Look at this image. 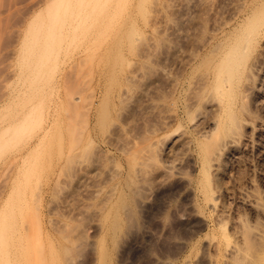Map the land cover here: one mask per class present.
Returning a JSON list of instances; mask_svg holds the SVG:
<instances>
[{"label":"rangeland","instance_id":"obj_1","mask_svg":"<svg viewBox=\"0 0 264 264\" xmlns=\"http://www.w3.org/2000/svg\"><path fill=\"white\" fill-rule=\"evenodd\" d=\"M244 1L0 0V264H207L169 116L194 77L181 48Z\"/></svg>","mask_w":264,"mask_h":264},{"label":"bare ground","instance_id":"obj_2","mask_svg":"<svg viewBox=\"0 0 264 264\" xmlns=\"http://www.w3.org/2000/svg\"><path fill=\"white\" fill-rule=\"evenodd\" d=\"M235 10L198 48H181L180 67H190L194 77L182 79L190 87L173 101L169 118L177 127L165 151L175 156L172 165L176 152L194 158L193 194L208 230L206 263L264 264V0H245ZM175 52L168 51L165 70L171 86L180 80ZM9 101L2 94L0 152L11 128Z\"/></svg>","mask_w":264,"mask_h":264}]
</instances>
